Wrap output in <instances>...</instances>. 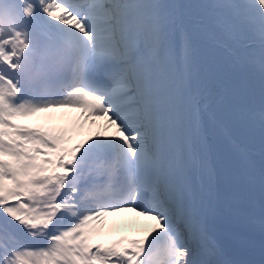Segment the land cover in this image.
Instances as JSON below:
<instances>
[{"label":"snow or ice","instance_id":"6c2138e0","mask_svg":"<svg viewBox=\"0 0 264 264\" xmlns=\"http://www.w3.org/2000/svg\"><path fill=\"white\" fill-rule=\"evenodd\" d=\"M15 4L0 264H264V0Z\"/></svg>","mask_w":264,"mask_h":264},{"label":"clouds","instance_id":"9594fccd","mask_svg":"<svg viewBox=\"0 0 264 264\" xmlns=\"http://www.w3.org/2000/svg\"><path fill=\"white\" fill-rule=\"evenodd\" d=\"M3 4H4V0H0V20H2L3 15H4V7H3Z\"/></svg>","mask_w":264,"mask_h":264},{"label":"bare ground","instance_id":"6f19581e","mask_svg":"<svg viewBox=\"0 0 264 264\" xmlns=\"http://www.w3.org/2000/svg\"><path fill=\"white\" fill-rule=\"evenodd\" d=\"M112 218H110V220H111Z\"/></svg>","mask_w":264,"mask_h":264}]
</instances>
